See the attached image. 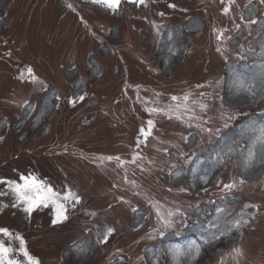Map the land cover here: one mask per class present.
Returning a JSON list of instances; mask_svg holds the SVG:
<instances>
[{
  "label": "rangeland",
  "instance_id": "1",
  "mask_svg": "<svg viewBox=\"0 0 264 264\" xmlns=\"http://www.w3.org/2000/svg\"><path fill=\"white\" fill-rule=\"evenodd\" d=\"M261 127V0H0V242L19 264L17 236L42 264H174L169 249L193 241L180 264H264ZM22 176L67 219L52 224L51 202L12 207ZM236 220L241 239L225 240Z\"/></svg>",
  "mask_w": 264,
  "mask_h": 264
},
{
  "label": "snow or ice",
  "instance_id": "2",
  "mask_svg": "<svg viewBox=\"0 0 264 264\" xmlns=\"http://www.w3.org/2000/svg\"><path fill=\"white\" fill-rule=\"evenodd\" d=\"M94 2L96 3H103L106 4L109 8L115 9L119 6L120 0H94ZM136 2L138 3H143L144 0H136ZM262 3H264V0H261ZM70 6V5H69ZM171 7H174V5H170ZM225 12L229 11L228 8L224 9ZM252 23H255V21H252ZM218 39H220V37H217ZM219 51V49H218ZM29 73H31V69H29ZM33 79H35V77H33ZM236 88L237 91H239L240 89L244 88L245 90H247L245 88V85L243 83H238L236 84ZM187 96H185V100H187ZM80 100H83L84 97L81 96L79 97ZM173 100H176L177 97H172ZM70 103H72L73 101H69ZM201 109L203 110L206 105L201 104L200 105ZM149 111H160L159 109H149ZM147 125H148V130L146 131L143 127L141 128V134L147 138L149 135H151V129L153 127V121L152 120H148L147 121ZM225 127H227V124L224 125ZM254 131H257L256 129H253ZM260 135L258 137V139H260L262 142H264V127H261L260 129H258ZM217 132H219V130H217ZM0 139H3L2 137H0ZM139 146V144L137 145ZM253 158V153L251 151H249V155H248V161H250ZM104 159V158H102ZM106 159L108 160H112V159H116V160H120L119 157H106ZM135 159V158H134ZM246 161V163L248 162ZM134 162V160H133ZM121 164H123V161H120ZM193 175L195 176L196 174V169H193ZM178 174V173H177ZM201 179H204V177H200ZM21 179L24 181L22 184L20 183H16L15 181H9L7 182L9 187L11 188V190L15 193L16 195V203H14L12 205V207H17L20 204L24 205L23 210L25 212H27L29 215L32 213V211L37 208L40 204H44L45 206H47V204L49 202H51L53 205H55V216L52 219V224L55 225L58 222H61L63 220L67 219V216L65 215V208L64 205L61 203H58V194L53 192V190L49 187V188H44L42 182H38L34 177H24L22 176ZM3 182V181H0ZM241 183H243V180H241ZM236 185L234 183H230V184H225L224 187L226 189H231L234 188ZM3 193H0V195H2ZM75 199L77 203H79L80 201V197L75 195L74 193H69L66 194L63 199L68 200V199ZM6 207V206H5ZM225 211V209L223 208H216V212L221 213ZM94 214V213H93ZM159 215V212H158ZM173 215V213L170 211L168 212V217H171ZM161 219H164L163 217H161ZM241 221L240 220H236L233 224L232 227L233 228H238L240 225ZM164 224L167 227H171L172 223L170 219H164ZM113 231L112 228H108L106 230V232L104 233V241L107 240L108 235ZM0 233H3L5 236L10 235V233L8 232L7 229H0ZM161 235H164L163 232H161ZM221 235H224V233L222 232ZM218 238V237H217ZM16 239H18L20 241V251L23 253L24 257L26 258L27 264H39V261L34 259L31 255H29V253L27 252L26 248H25V243L23 241V238L20 236H17ZM98 242H103V241H98ZM12 251V249L10 247H6L4 245L3 242H0V264H19V262L15 259H10L9 258V253ZM78 253H83L85 251V249L83 248H78L77 249ZM170 252L173 253V262L174 264H180V257H183L185 255H191L192 259H195L196 256L199 255V251H200V247L199 245H197L194 241L189 243L187 245L186 250L185 249H181L180 247H176L175 249H169ZM234 252L237 253V255L240 254V250L239 249H234Z\"/></svg>",
  "mask_w": 264,
  "mask_h": 264
},
{
  "label": "bare ground",
  "instance_id": "3",
  "mask_svg": "<svg viewBox=\"0 0 264 264\" xmlns=\"http://www.w3.org/2000/svg\"><path fill=\"white\" fill-rule=\"evenodd\" d=\"M187 257H191V255H187Z\"/></svg>",
  "mask_w": 264,
  "mask_h": 264
}]
</instances>
